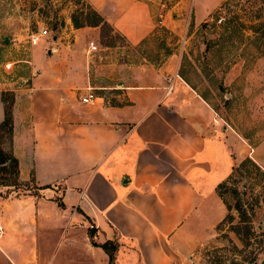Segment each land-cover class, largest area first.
<instances>
[{
    "label": "crops",
    "instance_id": "obj_1",
    "mask_svg": "<svg viewBox=\"0 0 264 264\" xmlns=\"http://www.w3.org/2000/svg\"><path fill=\"white\" fill-rule=\"evenodd\" d=\"M86 1L127 48L157 26L180 34L168 11L155 18L161 0ZM85 28L58 36L41 69L29 57L11 87V136L1 145L36 191L0 194V264H191L226 214L216 187L239 156L264 170V135L250 143L226 123L178 73L176 48L153 63L131 61L125 45L98 46L87 61ZM88 85L94 97L83 102ZM106 240L115 244L111 262Z\"/></svg>",
    "mask_w": 264,
    "mask_h": 264
},
{
    "label": "rangeland",
    "instance_id": "obj_2",
    "mask_svg": "<svg viewBox=\"0 0 264 264\" xmlns=\"http://www.w3.org/2000/svg\"><path fill=\"white\" fill-rule=\"evenodd\" d=\"M183 1L171 8L172 0H161L165 7L155 13V18H160L168 11L169 18L180 19L178 36L157 26L156 34L127 48L124 38L109 24H83L86 30L81 44L92 39L100 47L125 45L131 61L144 56L153 63L176 48L178 73L198 85L211 98L213 108L246 141L257 142L264 135V0H222L215 8L218 0ZM91 8L86 0H0V89L6 97L27 72L25 59L30 57L34 71L41 69L56 38L71 40L77 31L74 28L80 27L73 21L92 19ZM206 15V20H201ZM42 28L48 35L29 44L28 35ZM98 56L95 53L88 61ZM6 60H13L9 70L1 68ZM239 157L235 169L219 185L226 214L212 241L194 252L191 264H259L264 259V170L248 155ZM25 189L36 191L30 182L0 170V194ZM233 228L239 229L238 234Z\"/></svg>",
    "mask_w": 264,
    "mask_h": 264
},
{
    "label": "trees",
    "instance_id": "obj_3",
    "mask_svg": "<svg viewBox=\"0 0 264 264\" xmlns=\"http://www.w3.org/2000/svg\"><path fill=\"white\" fill-rule=\"evenodd\" d=\"M91 12H92V17H93L92 19H90V20L85 19L81 23L77 22L75 20V21H73L74 26L77 27V26H81L83 24L97 25L99 23H102V24L104 23V24L108 25V23L102 19V17L100 16V14L96 10L91 8ZM109 27H110V25H109ZM1 98H2V102H3V118L0 121V170L11 171L12 173L15 174V176H17L18 168H17L16 158L14 156H12L10 153L4 151L2 148V145H1V143L3 142L2 138L4 136H7L8 138H10V136H11V130H12L11 106H12V101H13V95L11 94L10 96L6 97L4 95V93L1 91ZM232 169H235V166H233ZM11 183H13V182H11ZM219 185H220V183L217 185L216 190H217L218 195L222 198L220 191H219ZM242 220H244V219H242ZM233 231L236 234H238L239 229L233 228ZM244 232H245V234H247L249 232L248 226L245 228ZM92 233H93V229L88 228V234L90 236H92ZM240 239H241V237H240ZM100 245L107 252L109 261L111 262L112 261V251L115 248V244L110 240H106V241L101 242Z\"/></svg>",
    "mask_w": 264,
    "mask_h": 264
},
{
    "label": "built area",
    "instance_id": "obj_4",
    "mask_svg": "<svg viewBox=\"0 0 264 264\" xmlns=\"http://www.w3.org/2000/svg\"><path fill=\"white\" fill-rule=\"evenodd\" d=\"M221 16H219L216 21L217 22H220L221 20ZM48 35V32L45 28H42L41 30L37 31V32H31L29 35H28V43L29 44H34L36 43L40 37L42 36H47ZM185 42V37L182 36V39H181V44H183ZM98 50V46L96 45V43L90 39L88 40L87 42V45H86V49H85V56L87 58V61L89 60V58L94 54L95 51ZM25 61L27 62V59H25ZM12 64H13V60H6L2 63V67L4 70H9L12 68ZM176 74V73H175ZM170 86L168 85V88ZM86 92L80 97V100L83 101V102H89L93 97H94V93H93V88L91 86H86ZM87 228H93V224L92 223H89L88 224V227ZM1 233H2V226H1V223H0V236H1Z\"/></svg>",
    "mask_w": 264,
    "mask_h": 264
},
{
    "label": "water",
    "instance_id": "obj_5",
    "mask_svg": "<svg viewBox=\"0 0 264 264\" xmlns=\"http://www.w3.org/2000/svg\"><path fill=\"white\" fill-rule=\"evenodd\" d=\"M3 38H4L3 39V42H6L7 41V37L4 35ZM259 264H264V259H261L260 262H259Z\"/></svg>",
    "mask_w": 264,
    "mask_h": 264
},
{
    "label": "bare ground",
    "instance_id": "obj_6",
    "mask_svg": "<svg viewBox=\"0 0 264 264\" xmlns=\"http://www.w3.org/2000/svg\"><path fill=\"white\" fill-rule=\"evenodd\" d=\"M35 44V43H34Z\"/></svg>",
    "mask_w": 264,
    "mask_h": 264
}]
</instances>
